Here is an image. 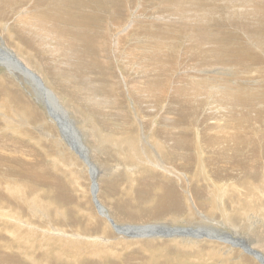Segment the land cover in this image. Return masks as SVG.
<instances>
[{
    "label": "rangeland",
    "instance_id": "rangeland-1",
    "mask_svg": "<svg viewBox=\"0 0 264 264\" xmlns=\"http://www.w3.org/2000/svg\"><path fill=\"white\" fill-rule=\"evenodd\" d=\"M105 2V8H101L99 5L97 6V2L95 1L88 2V4H91L92 13L99 14L105 12V33H101L98 37L93 38V35H96L95 33L91 32L88 28L82 30L83 34L87 37V40L86 42L83 41L86 45L80 46L79 49L83 51L87 57H85L86 63L81 61V64H73L72 59H76L78 57H73L69 53L70 49H67V42H65L63 36V38L55 37V42L52 39L47 38L45 41H48L49 43L44 46L41 45V48H35L34 43L26 45L27 43H25L24 40L22 41H24L25 44L21 42L15 35L11 25L9 26V19L12 18L13 20H17L18 18L25 16V11H34L36 9V11L46 12L47 17L45 19H41L40 22L46 20V25L48 26L52 25V23L48 22L50 17L57 18V16H61L62 14L63 17L61 16V22L56 20H54V22L64 29V36L67 40L71 39L72 35H74L73 33L77 32L78 25H86V21L78 19L75 14L70 12L77 10L78 8L72 5L73 3L71 4L69 0H5L0 3V39L3 40L5 46L14 49L17 53L19 52V49L15 45L21 48L25 55H27L25 57L30 60L29 64L31 66H33L36 59V61L41 64L42 58L50 60L52 58L50 56V52L54 48L55 50L52 51L53 53L56 51L59 57L62 56L67 58L64 62L66 61V63H69L72 68L76 67L74 70L77 69L75 71L77 76L74 73L71 75L75 76L77 82L81 81V76L86 75L81 83L92 85L94 87L92 91L96 95H93L95 102L98 101L103 103V105H97L94 102V104H96L95 108H97V111L94 113L88 112V103L83 102L82 104H79L75 102L77 99L73 98L71 95H66L59 86L54 85L52 77L47 73L42 74L44 87L58 89L63 97L61 100L58 98L56 104L53 102L50 103L48 101L49 98L46 99V97H42V100H40L37 98V93L34 92V89L39 91L38 82L34 80L32 83L30 82L31 84L26 82L24 83V77L20 79V77L17 78L16 74L9 72L4 66V63L12 62L15 64L16 62L12 57L0 52V146H6L3 148V152L1 151L2 153H0V157L8 156L11 158L12 161L10 162L17 170L16 172L9 170V173L6 174L4 170L0 169V209L2 211L4 210L18 213L20 216H27V218L31 220L33 219L32 221L35 222L33 223L35 226H38L36 224H42L40 227H47L48 230H50L51 227L48 225H51L52 228L60 230L66 234H75V242L82 243L77 244L75 248L83 251L72 255L70 254L72 250H68L70 253H66L67 251L64 250V253L66 254L55 255V250L59 252L61 250V242L57 244L54 243L57 247L54 244H50L48 247H43V242L41 243V236H34L32 238H28L32 241L35 240L33 241L35 242L33 243V248H29L27 245L25 246V243L22 242L24 247H21V250L25 251L26 254L37 257L35 261H29L24 258V253L16 251L17 246L12 245L13 249L0 250V254H8L7 258H9V260H7L5 264H219V262L222 264H260L254 256L244 252L240 246L230 245V243L226 240V237L239 236V238L244 239V242L248 246L259 251L264 256V228L261 227V224L264 223V168L256 169L254 174L256 175V178L251 179L246 176L247 178L242 177L241 179V177H235L230 179V177L217 178L213 176L210 171L211 169L209 168L211 166L204 161L206 157H202L201 162L199 160V164L194 163V161L192 164L189 163L191 166L188 165L187 167L186 161H184L182 157L183 151L174 152L171 148L175 144L158 140V137L160 136L159 133L155 136L153 135V132L155 131L153 127H156L157 124H161L159 123L160 119L165 112L164 108L167 107L166 100H164L165 107L160 109L156 115L151 114L153 116H151V120L149 122V109L146 107L142 98L141 101L138 102L133 94L130 93L127 95L121 91L124 87L123 81L127 82L128 87V84L135 79L136 74L132 71L135 64L124 66L122 64V54L116 53L113 44L117 40V35L124 34L123 36H127L128 30H130V32H133L134 30L139 32L140 43L137 44H141L139 46H142L140 56L141 59H144L145 64L143 65V62H141L139 58V63L137 62V74H147L152 80V87L154 89L155 86L157 88V83L158 87H160L163 79H165L166 82L161 86V89H165L164 92H167L174 86L175 99L178 101L181 99V101H183L187 98L191 107L196 106L195 98L198 97L197 99L201 100L202 105L200 104L198 107L196 106V108L191 112L185 111L186 108H184V105L182 106V109L178 108L177 111L176 109L175 111L172 109V113L170 115L176 117V122L179 119V122L184 123V129L180 132L183 135L181 138L182 142L184 141L183 143L187 144L184 137H190L192 128L198 126L200 129L201 126L199 125L203 122L212 123L213 120L211 117L214 116V119L220 120L222 124L225 122V125L228 126L227 128L230 129L210 132L209 136L213 138V141L219 140V145L225 149L227 153L233 154L234 147H232V145L235 146L234 142L239 144V142L236 141L235 134L239 131H241L240 133L243 131H252L250 134L243 132V136L237 137L240 140L241 145H245L246 142L250 143L254 135L257 132H261V129L264 128L261 123L264 122V110L261 109L264 104V10L261 11V9L256 5L257 9L253 19V22L256 24L255 26L257 31L261 32L262 36L257 35L256 29L252 32L248 30V28L240 22H245V20H241L239 17L241 12L249 11L252 13L254 11L253 7L256 3L264 6V0H252L250 4L247 5V7L251 6L248 10H243L244 6L237 5L244 3L243 0H209L208 2L189 0L188 4L184 6L180 4L179 1L176 3V0H105ZM140 3H143L144 6L142 4V7H139V5L141 6ZM38 4L41 5L38 6ZM57 6L58 8L56 10ZM60 8H62V10ZM181 8L184 11H181ZM53 9L56 10L57 13L48 15V12ZM67 10L69 12H67ZM124 14L127 15V23L126 20L121 18L120 20H115L117 24L113 25L115 22L112 20L113 17L118 18V15H121L125 18V16H123ZM178 15L179 18L177 17ZM244 15L247 16V13H244ZM171 19L176 20L172 21ZM132 21L136 22L131 30L129 25ZM102 23H104V20ZM148 24H150V26ZM150 28L153 31H150ZM244 30H247V32ZM253 34L257 36H254ZM94 39H96V42L98 39L100 51L104 47L105 52H99V50L93 51V49H91L90 45L93 44ZM146 39H148V41ZM73 41L75 42V40ZM121 41V49L128 48L129 45L135 42V36L134 34L129 33V37L122 38ZM77 42H80L78 44H82L80 40ZM218 42L221 43L222 46L219 45ZM211 44L214 51L206 50L208 55H210L207 59L205 49L211 48ZM69 47L71 48V46ZM73 48L74 47H72L71 50H73ZM202 50L204 51L202 52ZM74 51L77 50L74 49ZM231 51H234L235 53H232ZM112 52L114 53L116 59L113 58ZM249 53H251V55H248ZM245 57L249 58L246 59ZM71 63L73 65H71ZM147 63L152 66L151 70L145 67ZM193 63H195V65ZM245 63L247 65H245ZM114 65H116V70ZM13 66L18 70L24 69L17 65V63ZM57 66L58 65L56 63V67ZM79 66H81V68H79ZM85 67H88V69ZM163 68H167V71L163 72ZM256 68L262 69L260 71ZM30 69L33 70L32 68ZM58 69L61 71L60 68ZM142 69H145L143 70L144 72ZM194 69L196 70L194 71ZM99 70L101 71V74ZM190 70L195 76L192 77V79L186 76L191 74V72H189ZM240 73H242V75ZM105 74L109 77L106 78ZM118 74L121 75L122 79L121 83H118V81H112V84L114 85V92L111 89L109 90L108 87L105 88V81H109L110 76L113 80H115ZM207 74L208 76L215 77L220 74V76L223 75V77L221 78L218 76V79H215L216 82L214 83H199L201 86L197 84V81L206 77ZM63 75L64 77L66 76L65 74ZM202 75L203 77H201ZM189 78L194 85V90L192 89V92H190L187 87H184L187 81L190 80ZM185 79L186 81H183ZM169 81H172V83L171 86L168 87ZM75 82L76 81H70L69 86L74 85ZM241 82L242 84H240ZM177 83H179V86H177ZM207 85L209 88H207ZM237 85L242 86L243 89L247 88L246 92H250L251 95L261 97H256L257 99L252 98V102L251 100L246 102L245 100L240 99L245 91H239L240 89H237V87H239ZM40 86H42V81ZM182 86L185 90L182 89ZM210 86L215 89L218 86H222L219 89V92H226L229 94L227 96L225 93L221 94L216 91L213 92L214 89H210ZM80 87L82 86L80 85ZM157 91L160 95L161 91L159 88ZM260 91L261 93H259ZM255 92H258V94ZM179 93L184 94V96L179 95ZM105 95L107 96L106 99L109 102L108 109H110L108 112H105ZM109 95L112 97L110 98V101L108 99ZM207 95L210 96V98L208 97L209 100L213 98L216 101L208 103L209 100L207 99ZM224 96L227 98L230 97L234 101H226L224 100ZM239 99L241 101H239ZM61 101L62 105L67 106V113H69V115L66 113L60 114L58 111L57 115H65L66 117H61V119L63 121H68L66 122L68 132L64 131V136L67 135L65 138L73 143L72 145H69V148L63 141V131H61L57 123L47 114L45 106V104L48 103L49 106H52V110H54L59 105L61 106ZM90 102H92V100ZM212 102L215 105L212 104ZM257 103L259 105H257ZM111 104H113V106ZM207 106H210L209 108L214 110H218L219 115L211 116V113L208 112L210 109ZM102 107L104 109H102ZM233 110H235L236 113ZM183 111L186 113L182 114ZM261 117L263 118L261 119ZM232 118L234 119L232 120ZM247 119H251L250 122L252 123H250ZM134 120L141 124H135L136 121ZM240 123H242V129L239 128L237 131L234 127ZM39 126H42L45 130L44 134H48L50 137L44 136L43 133L41 134L37 129ZM72 127L78 131L77 135L74 131L70 132ZM227 131L230 136L227 135ZM141 133L146 134L147 138L141 144L140 148L145 146L149 149V144L153 151H155L154 155L158 156V162L160 161L158 165H167L175 168L176 172L180 173L182 178L186 175L188 176L186 183H190L192 190L197 189V191L193 192V200L191 201L195 210H188L186 202L183 200L184 194H182L183 192L181 191L182 185L184 189L188 191V187L184 186L183 181L181 183L174 177H164L160 171L155 170L157 166L152 167V161L149 156H144L141 153H138L139 148L137 149L135 145H137V142L139 143V141L142 140ZM129 136L133 138V142L135 141L134 146L129 145ZM94 137L98 140L97 142L94 140ZM226 138H229V140ZM242 138L244 139L242 140ZM74 139H76L77 142ZM78 142H81L82 145L86 146L89 151L100 149L99 153H103L102 155L99 153L95 154V158L98 159V161L95 162H98L101 169H98L99 172H96L99 177L97 174V176L95 175L98 180V187L96 189L97 192L95 191L94 194L91 192L93 181L89 171L85 169V167H87V169L89 167L84 163L85 158H82L84 151L82 149L80 151ZM111 143H118L120 146H112ZM154 143L155 145L152 146ZM196 144L197 143L190 144L189 147H186L184 150L193 156L197 150ZM223 145H226V147ZM11 146H14V152L16 149H20L19 155L13 154L11 150H8V147L12 148ZM200 149L205 151L206 148L205 146H201ZM250 149L251 148L246 147L240 148V151L243 150L246 153L241 155L238 154V152H240L238 151L235 152L237 156L235 154L232 156L240 157L244 155L243 159H245V157L248 156ZM135 150H137L136 154L134 153ZM82 151L83 153H81ZM260 152L259 146L257 156L261 154ZM11 156H15L17 161H13ZM90 156L93 158L92 155ZM171 156H174L175 158L173 157V159ZM178 157L182 159H179ZM179 160L180 162H178ZM195 160L197 162L196 158ZM1 161L2 160H0V164ZM165 162L168 164H165ZM193 163L196 165H193ZM257 164H264L261 157L257 158L253 162V165ZM200 165H205L208 169L206 167L205 169H202L204 171L201 172L203 175H201L200 178H195L194 173L197 172L196 166ZM24 166L27 169H24ZM1 167L2 166H0V168ZM13 167L12 169L14 170ZM107 167L115 168V171L112 172V176L105 175L104 171ZM149 168H151V170H149ZM11 171L14 173L10 174ZM150 171L152 173H150ZM154 173L157 177L154 176ZM245 173L250 174L249 172ZM236 178H240L241 180ZM211 181L214 184H211ZM172 182L175 188L174 190L177 193L180 192V194L178 193V200L180 204L177 206H175L176 203H173L174 200L172 201V197L170 195L172 192L168 190L166 185H164L165 183L171 184ZM205 182L208 185L207 187H205ZM229 184L232 186H229ZM243 191L244 193L247 192V195H244ZM221 194H223V197L221 198L222 203L224 201L223 205L225 216L223 219L219 216L217 210L213 208L214 206L216 207ZM94 195L96 197H94ZM248 196L251 197L249 198ZM253 197L255 198L253 199ZM261 197L263 199H261ZM94 200L99 203L103 212L109 214V216L113 218L116 225L119 224L121 226L129 224L132 226H149L147 227L148 230L143 228L145 235L134 239H124L121 236L118 239H115L119 236V233H115L116 231L111 229L109 222H105V218L103 216L100 217L97 215ZM261 200L263 203H261ZM30 201L37 202L34 204H38L40 206L39 209L37 208L39 212L40 210H44L50 215L48 221H46L45 218H42L41 221H39L35 216H32V209L29 204L31 206L34 204L30 203ZM161 204L165 207H159ZM259 210L263 214V219L260 223L251 226L249 221H257L259 218L254 219L255 217H253L250 213L259 212ZM242 211L245 212V214L248 213L249 215H245ZM197 214H207L206 218H211V222L215 224L212 225L209 222L200 220V216ZM227 215L229 216L228 218H226ZM91 217H93L94 220ZM198 222L199 224H204V228L207 225H212L216 228V230H218L216 234L221 237V241H215L219 243L218 246H215L216 249L213 251L210 249L207 245L211 243L209 241L203 242L204 244L200 247L189 246L183 249L175 246L173 242H171L172 238L170 237L176 234L170 232V230H178L180 228L187 229L189 227L190 230H193V228L196 227L193 225H197ZM194 230L208 233L213 231L212 229L203 230V228H196ZM151 234L155 235L154 237L160 236L163 238L155 239L152 237H146L151 236ZM130 235L132 236V234ZM100 237H104L107 241L102 243L100 240H91L94 238L100 239ZM7 239L11 238L7 237ZM234 239L236 238L234 237ZM69 243L70 242H67L65 245ZM99 243L102 244H100L96 250L99 251L100 254L95 253L91 248V245H97ZM58 244L60 246H58ZM40 245H42V248ZM258 245H262L263 248H259ZM222 246H224V252H221ZM28 249H30L31 253ZM101 249L102 251H100ZM178 252H180V254ZM182 252L184 253L183 257L181 255ZM12 253H14L15 256L12 257ZM203 255L205 256L202 257ZM0 264L4 263L0 262Z\"/></svg>",
    "mask_w": 264,
    "mask_h": 264
},
{
    "label": "bare ground",
    "instance_id": "bare-ground-1",
    "mask_svg": "<svg viewBox=\"0 0 264 264\" xmlns=\"http://www.w3.org/2000/svg\"><path fill=\"white\" fill-rule=\"evenodd\" d=\"M5 0H0V3H2V2H4ZM19 1V0H18ZM35 1V0H34ZM37 1V0H36ZM53 1H56V0H53ZM63 1V0H62ZM93 2V1H95V2H97V6L99 5V6H101V8H105V0H69V2L72 4V5H74V6H76V8H77V10H74V11H70L71 13H73V14H75L76 15V17L78 18V19H80V20H84V21H86V25H78V27H77V32H74L73 34L74 35H72V37H71V39H68L67 40V38L64 36V29H62L56 22H54V20H56V21H59V22H61V16L63 17V15L61 14V12H60V14H61V16H57V18L56 17H50L49 18V21L48 22H50V23H52V25L51 26H48V25H46V20L45 21H41L40 22V20L41 19H45L46 17H47V15H46V12L44 13V12H40V11H36V9L34 10V11H25L26 13H25V16H23V17H20V18H18L17 20H13L12 18L11 19H9L10 20V22H9V26L11 25V27L13 28V31L15 32V35L17 36V38L21 41V42H23L24 43V41H25V43H27L26 45H29V44H31V43H34L35 44V48L37 47V48H41V45L42 46H44V45H46L47 43H49L48 41H45L47 38H50V39H52L54 42L56 41V40H54L55 39V37H61V38H63L64 37V39H65V42H67V49H70V54L73 56V57H78V58H76V59H72V62H73V64H81V61L83 62H85L86 63V58L85 57H87L86 55H85V53L83 52V51H81L79 48H80V46H85L86 44L85 43H83V41H85L86 42V40H87V37L83 34V32H82V30L83 29H86V28H88L91 32H93V33H95L96 35H93V38H96V37H98L101 33H105V12L104 13H99V14H97V13H92V11H91V4H88V2ZM117 1V0H116ZM137 1V0H136ZM144 1V0H143ZM177 1H179L180 2V4H182L183 6L184 5H187L188 4V2H189V0H176V3H177ZM200 1H204V2H208L209 0H200ZM223 1V0H222ZM244 1V3H242V4H237V5H241V6H244L243 8V10H248L251 6H248L247 7V5H249L250 4V2L252 1V0H243ZM114 2V1H113ZM179 2H178V4H179ZM259 2V1H258ZM44 3V2H43ZM55 3V2H54ZM70 3H69V5H70ZM131 3V2H130ZM28 4V3H27ZM31 4V3H30ZM57 4H58V2H57ZM61 4V3H60ZM108 4V3H107ZM106 4V5H107ZM141 4V6L139 5V7H142V4L143 3H140ZM177 4V5H178ZM228 4H230V3H228ZM232 4V3H231ZM41 4H38V6H40ZM63 5V4H62ZM261 9V11L262 10H264V6H262V4H259V3H256L255 4V6L253 7L254 8V11L251 13V12H249V11H247V12H241L240 13V18H241V20H245V22L244 21H240L243 25H245L247 28H248V30H250L251 32L253 31V30H255L256 29V31H257V28H256V24L253 22V19H254V16H255V13H256V9H257V6ZM32 6V5H31ZM64 6V5H63ZM73 6V7H74ZM108 6V5H107ZM143 6H144V4H143ZM183 6H182V8H183ZM27 7V6H26ZM43 7V6H42ZM60 7V6H59ZM95 7V6H94ZM138 7V6H137ZM136 7V8H137ZM246 7H247V9H246ZM57 8H58V6L56 7V10H57ZM96 8V7H95ZM121 8V7H120ZM124 8V7H123ZM181 8V9H182ZM61 10H62V8H60ZM125 9V8H124ZM127 9H129V8H127ZM141 9V8H140ZM180 9V10H181ZM252 9V8H251ZM250 9V10H251ZM56 10H51V11H49L48 12V15L49 14H53V13H57L56 12ZM101 10V9H100ZM104 10V9H103ZM102 10V11H103ZM109 10V9H108ZM107 10V11H108ZM118 10H121V9H118ZM134 10V9H133ZM139 10V9H138ZM241 10V9H240ZM64 11V10H63ZM99 11V10H98ZM106 11V10H105ZM127 11V10H126ZM174 11V10H173ZM181 11H184L183 9L181 10ZM187 11H190V10H187ZM186 11V12H187ZM234 11H235V9H234ZM233 11V12H234ZM67 12H69L68 10H67ZM121 12H125V11H121ZM177 12L179 13V11L177 10ZM191 12H192V10H191ZM190 12V13H191ZM204 12V11H203ZM111 13V12H110ZM129 13V12H128ZM136 13V12H135ZM185 13V12H184ZM183 13V14H184ZM188 13V12H187ZM186 13V14H187ZM244 13H247V16L246 15H244ZM43 14V15H42ZM119 14V13H118ZM137 14V13H136ZM175 14V13H174ZM182 14V13H181ZM66 15H68V14H66ZM116 15V14H115ZM2 16V15H1ZM123 16H125V18L124 17H122L121 15H118V18L116 17V18H114L113 17V19L112 20H120L121 18H123L124 20H126V18H127V15H123ZM159 16V15H158ZM67 17V16H66ZM178 18H179V15L177 16ZM176 17V18H177ZM246 17H249V18H246ZM159 18H160V16H159ZM73 19H74V17H73ZM110 19V18H109ZM161 19V18H160ZM13 20V21H12ZM104 20V23H102V21ZM123 20V21H124ZM172 21H175V20H173V19H171ZM114 21H112V22H114ZM127 21H128V19L126 20V23H127ZM169 21V20H168ZM168 21H166L167 23H169ZM58 22V23H59ZM68 22V21H67ZM74 22V21H73ZM136 22V21H135ZM135 22L134 21H132V23L129 25V27L131 28V30H132V27L134 26V24H135ZM159 22V21H158ZM60 24V23H59ZM71 24V23H70ZM115 24H117V22L115 21L114 23H113V25H115ZM236 24V23H235ZM66 25V24H65ZM77 25V24H76ZM146 25V24H145ZM149 26H150V24H148ZM153 25V24H152ZM159 25V24H158ZM64 26V25H63ZM68 26V25H67ZM124 27V26H123ZM147 27V26H146ZM152 27V26H151ZM65 28V27H64ZM149 28V27H148ZM156 28H158V27H156ZM160 28V27H159ZM128 29V28H127ZM126 29V30H127ZM151 29V28H150ZM150 29H148V30H150ZM89 30H87V31H89ZM134 30V29H133ZM86 31V30H85ZM150 31H153L152 29L150 30ZM245 32H247V30H244ZM127 32V31H126ZM87 33V32H86ZM129 33H132V34H134V36H135V42L133 43V44H131V45H129L128 46V48H124V49H121V39L122 38H128L129 37ZM139 32H137V31H133V32H130V30H128V35L127 36H123L124 34H120V35H117V40L114 42V44H113V47H115V49L114 50H116V53H120V54H122V64L125 66V65H129V64H135V66L133 67V73L134 74H136L135 75V79H133L129 84H128V87H127V82H125V81H123V89L121 90V91H123L124 92V94L126 93L127 95L128 94H133L135 97H136V99L138 100V102L139 101H141V98H142V100L145 102V104H146V107L149 109V114H148V116H149V122H150V120H151V116H153V115H151V114H157L158 113V111L160 110V109H162L163 107H165L164 106V100H166V108H164L165 109V112H164V114L162 115V118L160 119V122L159 123H161V124H157L156 125V127H153V125H152V127H153V129H155V131L153 132V135L155 136L156 134H160V136L158 137V140H161V141H163V142H168V143H170V144H175L174 146H172V150L174 151V152H178V151H180V152H182L183 151V154H182V157H183V159H184V161H186V166L188 167V165H189V163L190 164H192V162H194V163H198L199 164V160H200V162H201V159H202V157H206V159H204V161L208 164V165H210L211 167H209L211 170V172H212V174H213V176H215V177H217V178H227V177H230V179L231 178H235V177H241V179H242V177H245V178H247V177H250L251 179L252 178H256V175H254L255 174V172H256V169H261V168H264V164H257V165H253V162L257 159V158H259V157H261L262 158V161H263V163H264V128L263 129H261V132H257L255 135H254V137H253V139L250 141V143L249 142H244L245 143V145H241V143H240V140L237 138V137H241V136H243V132H247V134H250L252 131H250L249 130V132L248 131H243L242 133H240L241 131H239L237 134H235L236 135V141H238L239 142V144L238 143H236V142H234L235 143V146H233L232 145V147H234V153L233 154H229V153H227L226 151H225V149H223L219 144H220V142L218 143V141L219 140H214L213 141V138H211L209 135H210V132H215V131H218V130H221L222 131V129H225V130H228V129H230V128H227L228 126H226L225 125V122L222 124L221 122H220V120H218V119H214V116L213 115H219V112H218V110H214V109H212V108H209L208 106V108L210 109L208 112L209 113H211V116H213V117H211V119L213 120L212 121V123H206V122H203L202 124H200L199 126H201V128L199 129L198 128V126H195V127H193L192 128V130H191V134H190V137H188V136H185L184 137V139H185V141H186V143L187 144H185V143H183L182 142V140H181V138L183 137V135H182V133H180V132H182V129H184L183 128V122H179L178 120H177V122H176V117H174V116H171L170 114L172 113V109L175 111V109H176V111H177V109L178 108H183L182 106L184 105V108H186V110L185 111H188V112H191V111H193L195 108H196V106L198 107L200 104L202 105V103H201V100L200 99H197V98H195V104H196V106H193V107H191L190 106V103H189V101H188V99L187 98H185V97H183V98H185L183 101H181V99H180V101H178V100H176L175 98V92H174V89H175V87L173 86L172 88H171V90L170 91H167V92H164V90H162L161 89V86L166 82V80L165 79H163V82L161 83V85H160V87H158V83H157V88H156V86H155V89L152 87V80H151V78H149V76L147 75V74H145V75H139V74H137V68H138V63H139V58H140V61L141 62H143V65L145 64V62H144V59H141V56H140V50H141V47L142 46H139V45H141V44H137V43H140L139 42V37H140V35L138 34ZM156 33H158V32H156ZM150 34V33H149ZM152 34H153V32H152ZM113 35V34H112ZM146 35V34H145ZM159 35V34H158ZM254 35V34H253ZM257 35H259V36H262V33L261 32H258L257 31ZM257 35H254V36H257ZM63 36V37H62ZM152 36V35H151ZM156 37H157V35H156ZM160 38V37H159ZM253 38V37H252ZM155 39V38H154ZM264 39V38H263ZM22 40H24V41H22ZM49 40V39H48ZM73 40H75V42L73 41ZM81 41L82 42V44H78V43H80V42H77V41ZM147 41H148V39H146ZM94 42H93V44H91L90 46H91V49H93V51H98L99 50V52H105V48L103 47L102 49H101V51H100V49H99V45H98V39H97V42H96V39H94L93 40ZM131 41V40H130ZM162 41V40H161ZM74 42V43H73ZM92 42V41H91ZM90 42V43H91ZM24 43V44H25ZM61 43V42H60ZM63 43V42H62ZM103 43V42H102ZM157 43V42H156ZM5 43L3 42V40L2 39H0V52H3V54H7V56H9V57H12L13 59H14V61L17 63V65H19L20 67H22V68H24V69H20V70H18V69H16V67H14L13 65H15V64H13L12 62H5L4 63V66L8 69V71L9 72H11V73H13V74H16L17 75V78L18 77H20V79L22 78V77H24L25 79L23 80L24 81V83L26 82V83H32V81H36V82H38V87H39V91L37 90H35L34 89V92H36L37 93V95H38V99H40V100H42V97H46V99H48V101L51 103V102H53L54 104H56V102H57V100H58V98H60V100H61V98L63 97V95L61 94V92H59V90L58 89H52V87L50 88V87H47V88H45L44 87V84H43V78H42V74L43 73H47L48 75H50L51 77H52V80H53V82H54V85H56V86H59L63 91H64V93L67 95H71V96H73V98H76L77 100H75V102H77V103H79V104H82L83 102L85 103H88V107H89V111L88 112H91V113H94V112H96L97 110V108H95V106H96V104L98 105V104H101V105H103V103L101 102H95V98H94V96L93 95H95L94 94V92L92 91V89L94 88L92 85H87V84H82L81 83V81L82 80H84V78L86 77V75H83V76H81L80 77V79H81V81H78L77 82V80L75 79V76H72L71 74H75L76 72V70H74L76 67H74V68H72L70 65H69V63H66V61L64 62V60H66L67 58H65V57H62V56H58V54H57V52L55 51V53H53L52 51L53 50H55L54 48H53V50H51V52H50V56L52 57L50 60H48L47 58H42L41 59V62H42V64L41 63H39V62H37L36 60L34 61V64H33V66H31L30 64H29V61L30 60H28V58H26L25 56H27V55H25V53L21 50V48H19L17 45H15L18 49H19V52L17 53V52H15V50L14 49H12V48H10V47H7V46H5L4 45ZM218 44L219 45H221V43H219L218 42ZM56 45V44H55ZM199 45V44H198ZM57 46V45H56ZM69 46H71V48L72 47H74L73 48V50H71V48L69 47ZM200 46V45H199ZM222 46V45H221ZM46 47V46H45ZM210 47L211 48H206V45H205V55H206V58L208 59L209 58V56L210 55H208V52L206 51V50H209V51H214V48L212 47V44L210 45ZM257 47V46H256ZM50 48H52V47H50ZM101 48V47H100ZM74 49H76L77 51H74ZM82 49H85V48H82ZM97 49V50H96ZM147 49V48H146ZM158 49V48H157ZM48 50V49H47ZM61 51V50H60ZM72 51H73V54H72ZM146 51V50H145ZM157 51V50H156ZM204 50H202V52H203ZM92 52V51H91ZM232 52V51H231ZM234 52V51H233ZM232 52V53H233ZM45 53V52H44ZM47 53V52H46ZM98 53V52H97ZM113 53V52H112ZM219 53V52H218ZM235 53V52H234ZM2 54V53H1ZM29 54V53H28ZM211 54V53H210ZM220 54H222V53H220ZM4 55V56H5ZM62 55V54H61ZM85 55V56H84ZM102 55H103V53H102ZM101 55V56H102ZM106 55V54H105ZM212 55V54H211ZM222 55H225V54H222ZM228 55V54H227ZM230 55H232V54H230ZM236 55V54H235ZM234 55V56H235ZM248 55H251V53H249ZM30 56V55H29ZM54 56V57H53ZM113 58H115V56H114V53H113ZM31 57V56H30ZM72 57V58H73ZM108 57V56H107ZM120 57V58H121ZM162 57V56H161ZM167 57V56H166ZM219 57V56H218ZM223 57V56H222ZM226 57H228V56H226ZM3 58V57H2ZM68 58H69V56H68ZM172 58V57H171ZM225 58V57H224ZM229 58V57H228ZM246 59H248L249 57H245ZM104 59V58H103ZM116 59V58H115ZM222 59V58H221ZM220 59V60H221ZM238 59H240V58H238ZM57 62H56V61ZM69 60V59H68ZM153 60V59H152ZM204 60H205V58H204ZM241 60V59H240ZM112 61V60H111ZM120 61V60H119ZM147 61H149V60H147ZM210 61V60H209ZM212 61V60H211ZM218 61V60H217ZM138 62V63H137ZM205 62V61H204ZM214 62V61H213ZM56 63H57V67H56ZM113 63H115V62H113ZM167 63V62H166ZM170 63V62H169ZM168 63V64H169ZM215 63V62H214ZM72 63H71V65H73ZM94 64V63H93ZM92 64V65H93ZM119 64V63H118ZM159 64V63H158ZM171 64V63H170ZM194 65H195V63H193ZM192 64V65H193ZM89 65V64H88ZM102 65V64H101ZM142 65V66H143ZM206 65H208V64H206ZM245 65H247L246 63H245ZM30 67V68H32L33 70H31L30 68H28V67ZM77 66V65H76ZM89 66H91V65H89ZM118 66V65H117ZM120 66V65H119ZM123 66V67H124ZM97 67V66H96ZM129 67V66H128ZM146 68H148V69H150L151 70V68H152V66L151 65H149V63H147L146 64V66H145ZM162 67V66H161ZM209 67V66H208ZM207 67V68H208ZM57 68V69H56ZM58 68H60V70L61 71H59V69ZM79 68H81V66H79ZM86 68V67H85ZM114 68H115V70H116V65H114ZM121 68V67H120ZM186 68V67H185ZM203 68V67H202ZM201 68V69H202ZM210 68H211V66H210ZM213 68V67H212ZM233 68V67H232ZM86 69H88V67L86 68ZM101 69V68H100ZM256 69H259L260 71H261V69L262 68H256ZM97 70V69H96ZM143 70H145V69H142V71ZM193 70V69H192ZM196 69H194V71H195ZM203 70V69H202ZM205 70V69H204ZM100 71V70H99ZM131 71V72H132ZM153 71H155V70H153ZM162 71L164 72V71H167V68H163L162 69ZM198 71V70H197ZM231 71V70H230ZM85 72H86V70H85ZM108 72V71H107ZM106 72V73H107ZM144 72V71H143ZM189 72H191V70L189 71ZM212 72V71H211ZM236 72V71H235ZM234 72V73H235ZM241 72V71H240ZM61 73V74H60ZM98 73V72H97ZM198 73V72H197ZM205 73V72H204ZM203 73V74H204ZM219 73V72H218ZM217 73V74H218ZM222 73V72H221ZM233 73V74H234ZM261 73V72H260ZM63 74H65L66 76L64 77V75ZM100 74H101V71H100ZM111 74V73H110ZM117 74V73H116ZM168 74V73H167ZM170 74V73H169ZM186 74V73H185ZM192 74V75H191ZM191 74H188V75H186V76H188V77H190L191 79H192V77H195L194 75H193V73L191 72ZM229 74H230V72H229ZM241 75H242V73H240ZM257 74V73H256ZM76 75V74H75ZM102 75H103V73H102ZM101 75V76H102ZM106 75V74H105ZM171 75V74H170ZM198 75V74H197ZM196 75V76H197ZM215 75V74H214ZM29 78H28V77ZM77 76V75H76ZM100 76V75H99ZM218 76H220V74L218 75ZM218 76H208V74H207V76L206 77H203V75L201 76V77H203L201 80H199V81H197L198 83L197 84H199V83H204V82H216L215 81V79H218ZM228 76V75H227ZM239 76V75H238ZM103 77V76H102ZM106 78H108L109 76H105ZM183 77V76H182ZM198 77V76H197ZM221 78L223 77V75H221L220 76ZM120 78V79H119ZM189 78V79H190ZM121 79H122V77H121V75H117V77H116V79L115 80H113L112 78H111V76H110V80L109 81H105V88H109V90L111 89L112 91L114 90V85L112 84V81H118V83H121ZM191 79L189 80V81H187V83L185 84V88L187 87L188 89H189V91L190 92H192V89H193V84H192V82H191ZM262 79V78H261ZM157 80V79H156ZM196 80V79H195ZM252 80V79H251ZM255 80V79H254ZM263 80V79H262ZM41 81H42V86H40L41 85ZM70 81H76L75 82V84L74 85H72V86H69V82ZM183 81H186V79L185 80H183ZM193 81V80H192ZM232 81V80H231ZM237 81V80H236ZM247 81V80H246ZM250 81V80H249ZM256 81V80H255ZM22 82V81H21ZM30 83V84H31ZM171 83H172V81H169V83H168V87L169 86H171ZM219 83H221V82H219ZM218 83V84H219ZM236 83V82H235ZM179 83H177V86H179L178 85ZM205 84V83H204ZM233 84H234V82H233ZM240 84H242V82L240 83ZM252 84V83H251ZM258 84V83H257ZM33 85V84H32ZM80 85L82 86V87H80ZM183 85V84H182ZM200 85V84H199ZM217 85V84H216ZM255 85V84H254ZM176 86V87H177ZM201 86V85H200ZM205 86V85H204ZM237 86H239V85H237ZM262 86V85H261ZM33 87V86H32ZM55 87V86H54ZM183 86H182V89H184L185 90V88H184ZM197 87V86H196ZM195 87V88H196ZM216 87V86H215ZM222 87V86H221ZM221 87H217L216 89L215 88H213L212 86H210V89H214L213 90V92H217V93H225V95H227L228 96V94L229 93H226V92H219V89L221 88ZM82 88V89H81ZM158 88H159V90L161 91L160 92V95L158 94ZM179 88V87H178ZM180 88H181V86H180ZM203 88V87H202ZM207 88H209L208 87V85H207ZM240 90H239V89ZM246 88V87H245ZM254 88V87H253ZM259 88V87H258ZM120 89H121V87H120ZM237 89L239 90V91H245V93L243 94V96L242 97H240V99H242V100H245L246 102H248V101H250L252 98H256V97H261V96H257V95H251V93L250 92H246V89H243L242 88V86H239V87H237ZM251 89V88H250ZM55 90V91H54ZM83 90V91H82ZM178 90V89H177ZM194 90V89H193ZM203 90H204V88H203ZM209 90V89H208ZM108 91V90H107ZM181 91V90H180ZM196 91V90H195ZM114 92V91H113ZM177 92V91H176ZM210 92V91H209ZM255 93H257L258 94V92H255ZM259 93H261V91L259 92ZM193 94V93H192ZM211 94V93H210ZM62 95V96H61ZM143 95V96H142ZM179 95H183L184 96V94H182V93H179ZM201 95H203V94H201ZM61 96V97H60ZM96 96V95H95ZM111 95H109L108 96V99H109V101H110V98H112V97H110ZM113 96V95H112ZM215 96H217V95H215ZM263 96H264V94H263ZM262 96V97H263ZM104 97V96H103ZM208 97L210 98V96H208L207 95V99H208ZM105 112H108L109 111V109H108V105H109V102L107 101V96L105 95ZM113 98H114V96H113ZM159 98V99H158ZM201 98V97H200ZM203 98V97H202ZM206 98V97H205ZM224 100H226V101H234V100H232L230 97H226V96H224ZM264 98V97H263ZM158 99V100H157ZM239 99V101H241ZM257 99V98H256ZM261 99V98H260ZM63 100V99H62ZM92 100V102H90ZM94 100V101H93ZM209 100V99H208ZM211 101H216V100H214L213 98H211V100H209L208 101V103L209 102H211ZM254 101V100H253ZM257 101V100H256ZM264 101V100H263ZM262 101V102H263ZM94 102L96 103V104H94ZM243 102V101H242ZM251 102H252V100H251ZM259 102V101H258ZM237 103V102H236ZM254 103V102H253ZM261 103V102H260ZM212 104H214L213 102H212ZM234 104V103H233ZM240 104H242V103H240ZM244 104V103H243ZM252 104V103H251ZM112 106H113V104H111ZM142 105V104H141ZM211 105V104H210ZM215 105V104H214ZM257 105H259L258 103H257ZM144 106V105H143ZM253 106H254V104H253ZM261 106V105H260ZM50 107H52V106H50ZM53 107H55V106H53ZM212 107V106H211ZM217 107V106H216ZM247 107V106H246ZM259 107V106H258ZM58 108V109H57ZM56 109H54L53 111L55 112V114H58V112L60 113V114H62V113H66L67 115H69V113H67V111H68V109H67V106H64V105H62V101H61V106L59 105L58 107H57ZM200 108V107H199ZM202 108V107H201ZM237 108V107H236ZM249 108V107H248ZM253 108V107H252ZM52 109V108H51ZM91 109V110H90ZM102 109H104L103 107H102ZM137 109V108H136ZM207 109V108H206ZM225 109V108H224ZM239 109V108H238ZM242 109H244V108H242ZM250 109V108H249ZM248 109V110H249ZM255 109V108H254ZM261 109H263L264 110V104H263V106L261 107ZM4 110V109H3ZM141 110V109H140ZM143 110V109H142ZM180 110V109H179ZM178 110V111H179ZM200 110V109H199ZM246 110V109H245ZM251 110V109H250ZM256 110V109H255ZM258 110H259V108H258ZM58 111V112H57ZM102 111V110H101ZM100 111V112H101ZM163 111V110H162ZM196 111V110H195ZM194 111V112H195ZM205 111V110H204ZM235 113H236V111L235 110H233ZM233 111H232V113H233ZM53 112V113H54ZM182 112V111H181ZM246 112H247V110H246ZM251 112V111H250ZM254 112H256V111H254ZM257 112H259V111H257ZM2 113V112H1ZM102 113V112H101ZM175 113H177V112H175ZM184 113H186V112H184L183 111V113L182 114H184ZM238 113V112H237ZM242 113H244V112H242ZM253 113V112H252ZM263 113V112H262ZM261 113V114H262ZM98 114V113H97ZM161 114V113H160ZM180 114V113H179ZM249 114H251V113H249ZM1 115V114H0ZM222 115V114H221ZM237 115V114H236ZM235 115V116H236ZM245 115V114H244ZM3 116V115H2ZM101 116V115H100ZM135 116V115H134ZM210 116V115H209ZM232 116V115H231ZM240 116V115H239ZM248 116V115H247ZM5 117V116H4ZM7 117V116H6ZM60 117H66L65 115H60ZM158 117V116H157ZM161 117V116H160ZM179 117H180V115H179ZM226 117V116H225ZM225 117H224V119H225ZM228 117H229V115H228ZM254 117V116H253ZM263 117H264V115H263ZM263 117H261V119L263 118ZM217 118V117H216ZM230 118V117H229ZM235 118V117H234ZM234 118H232V120L234 119ZM237 118V117H236ZM248 118V117H247ZM257 118V117H256ZM8 119V118H7ZM11 119V118H10ZM17 119V118H16ZM67 119V118H66ZM238 119V118H237ZM243 119H245V118H243ZM253 119V118H252ZM71 120V119H70ZM155 120H156V118H155ZM249 122L251 121V119L249 120V119H247ZM8 121H9V119H8ZM134 121H136V120H134ZM243 121V120H242ZM65 122H68L67 120L65 121ZM137 122V123H136ZM135 122V124H138L139 122L138 121H136ZM248 122V123H249ZM19 123V122H18ZM250 123H252V122H250ZM262 123V126L264 127V122H261ZM141 123H139V125H140ZM154 124V123H153ZM234 124V123H233ZM242 123H240V124H237V126H235L234 127V129H239V128H241L242 129V125H241ZM71 126V125H70ZM35 127V126H34ZM59 127V126H58ZM251 127H252V125H251ZM65 128H67L68 129V126H67V124H66V127ZM245 128V127H244ZM247 128H248V126H247ZM13 129V128H12ZM38 130H39V132L42 134H44V132H45V130L42 128V126H39L38 128H37ZM139 129V128H138ZM152 129V128H151ZM189 129V128H188ZM187 130V129H186ZM198 130V131H197ZM243 130H246V129H243ZM263 130V131H262ZM16 131H18V130H16ZM61 131H63V130H61ZM74 131V133L77 135V133H78V131H76V129L75 128H73L72 127V130L70 131V132H73ZM115 131H117V130H115ZM173 131H175V132H173ZM188 131V130H187ZM238 131V130H237ZM70 132H69V134H70ZM263 132V133H262ZM63 133V141L66 143V145L68 146V148H69V145H72L73 143L72 142H70V141H68L67 140V138H65L66 136H64V131L62 132ZM61 133V134H62ZM68 134V133H67ZM253 134H254V132H253ZM149 135V134H148ZM224 135V134H223ZM227 135H228V131H227ZM232 135V134H231ZM44 136H46V137H50L48 134H44ZM57 136V135H56ZM55 136V137H56ZM219 136H220V134H219ZM228 136H230V135H228ZM232 136H234V135H232ZM231 136V137H232ZM217 137V136H216ZM225 137V136H224ZM245 137H246V134H245ZM248 137V136H247ZM76 138V137H75ZM114 138V137H113ZM112 138V139H113ZM146 138H147V136H146V134H142L141 133V139L142 140H140L139 141V143L137 142V145H135V141L133 142V138L131 137V136H129V145L130 146H136L137 147V149L139 148V150H138V153H141L142 155H144V156H149L150 158H151V164H152V167H155V166H157L156 168H155V170H158V171H160L162 174H163V176L165 177V176H169L170 178L172 177H174L175 179H177V180H179L181 183H182V181H183V184H184V186L185 187H188V191H186V189H184V187H183V185H182V188H181V191L183 192L182 194H184V196H183V200H185V202H186V206H187V208H188V210H191V211H193V210H195V208H194V206H193V204H192V200H193V192L194 191H197V189H191V186H190V183H186V179L188 178V176L186 175L184 178H182V176H181V174L180 173H178V172H176V169L175 168H173V167H171V166H167V165H158V163L160 162H158V156H156V155H154L155 154V151H153V149L151 148V146H149V144H148V148L149 149H147L145 146L143 147V148H140V146H141V144L146 140ZM215 138V137H214ZM221 138V137H220ZM217 139V138H216ZM226 139H228L229 140V138H226ZM244 138H242V140H243ZM74 140H76V139H74ZM73 140V141H74ZM94 140L97 142L98 140L94 137ZM111 140V139H110ZM149 140V139H148ZM223 140V139H222ZM221 140V141H222ZM235 140V139H234ZM245 140H249V139H245ZM126 141H127V139H126ZM11 142V141H10ZM13 142V141H12ZM76 142H77V140H76ZM128 142V141H127ZM226 142V141H225ZM232 142V141H231ZM242 142V141H241ZM59 143V142H58ZM79 143V148H80V151H81V149L84 151V154H83V157L82 158H85V161H84V163L86 164V165H88V169H87V167H85V169L86 170H88L89 171V173H90V176H91V179H92V181H93V184L95 185V191L97 192V187H98V180H97V171H98V169H101V167H100V165L98 164V162H95V161H98V159H96L95 158V154H97V153H99L100 152V149L99 150H95V151H89V149L86 147V146H84V145H82L81 144V142H78ZM193 143H197L196 144V146H197V150H196V153L192 156L191 154H189L187 151H185L184 149L186 148V147H189V145L190 144H193ZM10 144V143H9ZM226 144V143H225ZM227 144H229V143H227ZM111 145L112 146H115V145H117V146H120L118 143H111ZM155 145V143L154 144H152V146H154ZM199 145V146H198ZM157 146V145H156ZM201 146H205V151H202L200 148H201ZM224 147H226V145H223ZM259 146H260V155H258L257 156V153L259 152ZM6 146H4V145H2V146H0V153H2L3 152V148H5ZM12 147V146H11ZM14 147V146H13ZM13 147L12 148H9L8 147V150H11L12 152H13V154H18L19 155V150L20 149H16L15 150V152L13 151ZM73 147V146H72ZM243 147H246V148H251L250 150H249V152H248V156H246L245 157V159H243L244 158V155L243 156H240V157H236L237 155L235 154V152H238V151H240V148H243ZM164 148V147H163ZM195 148V147H194ZM199 149V150H198ZM76 150H77V148H76ZM167 150V149H166ZM169 150V149H168ZM186 150H189V149H186ZM194 150V149H193ZM2 151V152H1ZM83 151L81 152V153H83ZM191 151V150H190ZM11 152V153H12ZM75 152V151H74ZM164 152V151H163ZM135 154L137 153V150H135V152H134ZM161 153V152H160ZM245 154L246 152L245 151H240V152H238V154ZM100 155H102L103 153H99ZM164 154V153H163ZM175 154V153H174ZM236 155V156H232V155ZM90 155H92L93 156V158L90 156ZM179 155V154H178ZM205 155V156H204ZM176 156V155H175ZM12 157V159H13V161H17L16 159H15V156H11ZM154 157V158H153ZM174 157V156H173ZM172 156H171V158H173ZM191 157V158H190ZM175 158V157H174ZM173 158V159H174ZM179 158V157H178ZM195 158L197 159V162H196V160H195ZM246 158H247V161H246ZM179 159H182V158H179ZM0 160H2L1 161V164H0V166H2L0 169L1 170H4L5 171V173L6 174H8L9 172V170H12V171H14V172H16L17 170H16V167H13V165L11 164V162L10 161H12L11 160V158H9L8 156H2V157H0ZM19 160H21V159H19ZM168 160V159H167ZM9 161V162H8ZM22 161V160H21ZM167 162V161H166ZM165 162V164H168V163H166ZM178 162H180V160L178 161ZM4 163H6V164H4ZM22 163V162H21ZM83 163V164H84ZM193 163V165H196V164H194ZM84 164V165H85ZM181 164V163H180ZM184 165V164H183ZM11 166V167H10ZM189 166H191V165H189ZM201 166V165H200ZM200 166H196V171L197 172H195L194 174H195V178H200L201 177V175H203L201 172H204L202 169H205V165H202L201 167ZM12 167L14 168V170L12 169ZM207 168V167H206ZM24 169H27V168H25V166H24ZM208 169V168H207ZM149 170H151V168H149ZM10 172V174L12 173H14V172ZM30 171V170H29ZM113 171H115V168H111V167H107V168H105V171H104V173H105V175L106 176H112V172ZM28 172V171H27ZM99 172V171H98ZM245 172H249L250 174H247V173H245ZM131 173V172H130ZM150 173H152L151 171H150ZM156 173V172H155ZM154 173V176L155 177H157V175ZM29 174V173H28ZM33 174V173H32ZM38 174V173H37ZM97 174V175H96ZM89 175V174H88ZM96 175V176H95ZM183 175V174H182ZM258 175V174H257ZM247 176V177H246ZM263 176V175H262ZM98 177H99V175H98ZM22 178V177H21ZM26 178V177H25ZM38 178H40V177H38ZM32 179V178H31ZM205 179V178H204ZM236 179H240V178H236ZM240 179V180H241ZM44 180V179H43ZM52 180H53V178H52ZM256 180V179H255ZM34 181H36V180H34ZM237 181V180H236ZM252 181V180H251ZM259 181V180H258ZM38 182V181H37ZM44 182V181H43ZM46 182V181H45ZM210 182V181H209ZM257 182V181H256ZM260 182V181H259ZM199 183V182H198ZM206 183V182H205ZM236 183V182H235ZM240 183V182H239ZM238 183V184H239ZM243 183V182H242ZM164 184V183H163ZM211 184H214L212 181H211ZM1 185V184H0ZM47 185V184H46ZM164 185H166V187L168 188V190H170L172 193L170 194L171 195V197H172V201L174 200V202L173 203H176V205L175 206H177V205H179L180 204V202H179V200H178V197H179V194H180V192H176L174 189V185H173V182L171 183V184H168V183H165ZM244 185V184H243ZM256 185V184H255ZM55 186V185H54ZM208 185H207V183H206V185H205V187H207ZM229 186H232L231 184H229ZM235 187V186H234ZM244 187V186H243ZM252 187V186H251ZM233 188V187H232ZM246 188V187H245ZM253 188V187H252ZM236 189V188H235ZM189 190H191V191H189ZM10 191V190H9ZM92 191H93V187H92ZM91 191V192H92ZM251 191V190H250ZM190 192H191V194H190ZM243 193H244V191H243ZM242 193V194H243ZM247 193V192H246ZM246 193H244V195H247ZM254 193V192H253ZM254 195V194H253ZM252 195V196H253ZM221 197H220V200H218V202H217V204H216V207L214 206L213 208L214 209H216L217 210V212L219 213V216L220 217H222V219H223V217L225 216L224 215V205H223V203H224V201H223V203H222V201H221V198L223 197V194H221L220 195ZM263 196H264V193H263ZM94 197H96L95 195H94ZM249 197V196H248ZM251 197V196H250ZM249 197V198H250ZM182 198V197H181ZM255 197H253V199H254ZM256 198H258V197H256ZM242 199V198H241ZM261 199H263L262 197H261ZM23 200V199H22ZM22 200H21V202H22ZM259 200V199H258ZM253 201V200H252ZM3 202V201H2ZM242 202V201H241ZM245 202V201H244ZM30 203H32V204H34V203H37L36 201H30ZM257 203V202H256ZM261 203H263V201L261 200ZM23 204V203H22ZM99 204V203H98ZM18 205V204H17ZM263 205V204H262ZM261 205V206H262ZM29 206H30V208L32 209L31 210V214H32V216H35L39 221H41V219L42 218H45V220L46 221H48L49 220V217H50V215L47 213V212H45L43 209V211H41L40 210V212H39V205L38 204H34V205H30L29 204ZM99 206V208H100V210L96 207V210H97V215H99L100 217L101 216H103L104 218V221L105 222H109V224H110V226H111V229H114L113 231L115 232V233H119V236L118 237H116L115 239H118L120 236L121 237H123L124 239H134V238H138V237H142V235H145V232H144V229L143 228H145V229H147V227H149V226H140V225H136V226H132V225H116L115 224V222H114V220H113V218L112 217H110L109 216V214H107V213H105V212H103L102 211V207L100 206V205H98ZM257 206V205H256ZM159 207H165V206H163V204H161ZM263 207V206H262ZM38 208V209H37ZM177 208V207H176ZM218 208V209H217ZM221 210H220V209ZM260 208V207H259ZM41 209V208H40ZM231 210V209H230ZM38 212H39V215H38ZM243 212V211H242ZM244 214H245V212H243ZM30 214V215H31ZM95 214V213H94ZM246 214H248V213H246ZM245 214V215H246ZM253 217H255L254 219H257V218H259L257 221H249V223H250V225L251 226H254L255 224H257V223H260L261 222V220L263 219V214H262V212H260V210H259V212H252V213H250ZM198 215V214H197ZM249 215V214H248ZM43 216V217H42ZM198 216H200V220H202V221H205V222H209L210 224H215V223H212L211 222V218H206L207 217V214L206 215H204V214H199ZM202 217V218H201ZM229 216L227 215V217L226 218H228ZM248 217V216H247ZM93 220H94V218L93 217H91ZM225 218V219H226ZM33 220V219H32ZM31 219H29V218H27V216H20L18 213H15V212H11V211H2L1 209H0V233H1V238H0V250L1 249H8V250H10L11 248L13 249V246L12 245H16L17 246V249H16V251H20V253L21 252H23L24 254H23V257L24 258H26L27 260H29V261H35L36 260V258L37 257H34L33 255H30V254H26L25 253V251H23V250H21V247H24V245L26 246H28L29 248H33V243H35V242H33V241H35V240H30V239H28V238H32V237H34V236H36V237H39V236H41V243L43 242V247H48L50 244H54V243H60L61 242V250H60V252L59 251H56L55 250V255H60V254H66V253H68L69 251L68 250H72V252L70 253V254H72V255H74V254H76V253H78V252H83V251H80V250H78V249H76L75 248V246L77 245V244H82L81 242H75V234H66V233H64V232H62V231H60V230H57V229H54V228H52V226L51 225H48V226H50L51 227V229L50 230H48V228L46 227V228H42V227H40V226H42V224H36V225H38V226H35L33 223H35L34 221H32ZM227 220V219H226ZM45 221V222H46ZM104 222V223H105ZM114 223V224H113ZM224 224V223H223ZM156 225H158V224H156ZM160 225H162V224H160ZM212 225H207V226H205V228L203 227L204 226V224H199V222H198V224L197 225H193V226H196V227H194L193 228V230H190L189 228H185L186 230H187V232L189 233V235H178V234H176V235H173V236H171L170 238H172L171 240V242H173V244L175 245V246H177V247H180V248H186V247H189V246H192V247H200L202 244H204L203 242H207V241H209V242H211V243H209V244H207L209 247H210V249L213 251L214 249H216V247L215 246H218V244L219 243H217V242H215L216 240H214V239H216V238H218L217 240H219V239H221V237L218 235V234H216V232L218 231V230H216V228L215 227H213ZM217 226V225H216ZM96 227V226H95ZM261 227H263L264 228V223H262L261 224ZM196 228H203V230L204 229H212L213 231H210L209 233L208 232H200L199 230H194V229H196ZM253 228V227H252ZM239 229V228H238ZM148 230V229H147ZM250 230V229H249ZM152 232V231H151ZM215 232V233H214ZM192 233H199L198 235H200L199 237H197L198 235L196 234V236L194 235V234H192ZM130 234H132V236L130 235ZM153 234H151V236H146V237H152V238H155V239H160V238H163V237H160V236H156V237H154L155 235H153ZM7 237H10L11 239H7ZM145 237V236H144ZM211 237V238H210ZM235 238H238V241H239V244H238V246H240L242 249L244 248L242 245L244 244V245H247L245 242H244V239H241V238H239V236H234ZM234 237H229V238H234ZM264 237V236H263ZM83 238H85V237H83ZM39 239V238H38ZM164 239H169V238H164ZM91 240H100L102 243L103 242H106L107 240H105V238L104 237H100V239L99 238H94V239H91ZM225 240V239H224ZM135 241H137V240H135ZM22 242H24L25 244L24 245H22L23 243ZM67 242H70L69 244H67V245H65ZM264 242V241H263ZM47 243V244H46ZM102 243H99V244H97V245H95V244H93V245H91V248H92V251H94L95 253H98V254H100L99 253V251H97L96 250V248L98 247V246H100V244H102ZM226 243V242H225ZM46 244V245H45ZM55 245V244H54ZM231 245V244H230ZM237 245V244H236ZM42 245H40V247H41ZM56 246V245H55ZM58 246H60L59 244H58ZM221 246V245H220ZM37 247V246H36ZM57 247V246H56ZM250 247V246H249ZM258 247L259 248H263L262 247V245H258ZM42 248V247H41ZM64 248H66V249H64ZM222 248V250H221V252L223 251H225L224 250V246H222L221 247ZM251 248V247H250ZM26 249H27V247H26ZM59 249V248H58ZM230 249V248H229ZM251 249H253V248H251ZM29 250V252H30V249H28ZM64 250H66L67 252L66 253H64ZM74 250H75V252H74ZM227 250V249H226ZM244 250V249H243ZM254 250V249H253ZM100 251H102V249L100 250ZM228 251V250H227ZM32 252H34V251H32ZM45 252V251H44ZM184 252V251H183ZM182 252V257H183V255H184V253ZM233 252V251H232ZM259 252V251H258ZM31 253V252H30ZM179 254H180V252H178ZM13 255H12V257L13 256H15L14 255V253H12ZM116 254V253H115ZM118 254V253H117ZM231 254V253H230ZM7 255L8 254H0V262L1 263H6L7 262V260H9V258H7ZM96 255V254H95ZM205 255H203L202 257H204ZM18 257V256H17ZM20 257H21V255H20ZM199 257V256H198ZM214 257V256H213ZM225 257H226V255H225ZM49 258V257H48ZM210 258V257H209ZM215 258V257H214ZM227 258V257H226ZM245 258H248V257H245ZM195 259V258H194ZM171 260V259H170ZM16 261V260H15ZM219 264H222L221 262H219Z\"/></svg>",
    "mask_w": 264,
    "mask_h": 264
},
{
    "label": "water",
    "instance_id": "water-1",
    "mask_svg": "<svg viewBox=\"0 0 264 264\" xmlns=\"http://www.w3.org/2000/svg\"><path fill=\"white\" fill-rule=\"evenodd\" d=\"M46 106V110H47V114L57 123V125L59 126V128L63 131H67L68 132V129L65 128L66 127V122L63 121L61 119L60 116H58L57 114L53 113L54 111L51 109V107L49 106L48 103L45 104ZM93 187V191L92 193L94 194L95 193V185L93 184L92 185ZM95 201V200H94ZM99 204L95 201V206L100 210ZM114 224V223H113ZM170 232H173L174 234H178V235H189V233L187 232L186 229H178V230H170ZM196 236V234L198 235L199 233H192ZM200 236V235H198ZM211 238V237H210ZM218 239V238H216ZM226 240L228 241V243H230L231 245H238L239 244V241H238V238L234 239V238H229V237H226ZM216 241H221L220 239L219 240H216ZM244 248V252L248 253L249 255H252L254 256L255 259H257L259 261L260 264H264V256L258 252L257 250H253L251 249L248 245H242Z\"/></svg>",
    "mask_w": 264,
    "mask_h": 264
}]
</instances>
